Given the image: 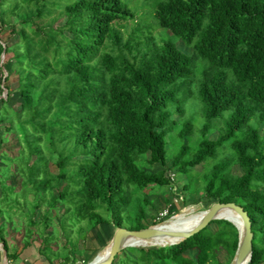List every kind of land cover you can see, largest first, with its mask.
I'll return each instance as SVG.
<instances>
[{
  "label": "trees",
  "instance_id": "1",
  "mask_svg": "<svg viewBox=\"0 0 264 264\" xmlns=\"http://www.w3.org/2000/svg\"><path fill=\"white\" fill-rule=\"evenodd\" d=\"M147 6L153 22L144 29H159L158 40L124 37L134 13L122 0H0V34H8L0 39V72L7 73L3 88L0 80V95L7 91L0 99V215L27 207L35 226L46 204L39 235L60 210L64 232L80 223L138 231L147 228L152 204L146 189L170 186L174 170L186 178L180 204L187 193H202L211 205L235 203L247 212L249 264H264V0ZM188 104L198 106L200 125L188 118ZM8 134L19 145L12 157L1 148ZM169 135L178 141L172 155ZM11 165L18 190L7 184ZM50 237L39 249L48 260L59 257ZM0 240L9 259L2 229ZM238 240L233 224L214 220L172 246L126 248L113 264H217L222 250L233 260Z\"/></svg>",
  "mask_w": 264,
  "mask_h": 264
},
{
  "label": "rangeland",
  "instance_id": "2",
  "mask_svg": "<svg viewBox=\"0 0 264 264\" xmlns=\"http://www.w3.org/2000/svg\"><path fill=\"white\" fill-rule=\"evenodd\" d=\"M122 2L125 3V5L128 6V8L132 9L134 13V19L131 21H127L125 24L126 28L124 29V37L127 38L128 36L135 34V36H137L136 39L141 41L145 39L149 33V35L153 36L156 40H158L161 34L159 29L151 28L149 29V31L144 29L145 26H148L149 24L151 25L153 22L152 16L150 15V8L149 6H147L149 4V0H122ZM148 15L150 16L147 17ZM138 30H143L141 31L142 32L141 35H139V33L137 32ZM7 38H8L7 32H3L0 34L1 40H5ZM9 39H10V36H9ZM176 45L178 49L182 51L183 53L187 55L192 54L191 49L187 48L181 42H177ZM2 73H3V70L0 72L1 81H2ZM7 84L11 88H14L16 85L15 77L10 76ZM199 107H200V104H199ZM187 116L188 118L192 119L195 125H200V123L202 122V115L200 113V110H198V106L196 104L194 105L188 104ZM174 118L176 119L177 117H174ZM260 133L262 134L261 129H260ZM0 134H1V130H0ZM5 137H6V140L3 142L1 148L3 149V151H6L9 154V156L12 157L14 156V154H16V151L19 149L18 142L12 135H9V134L3 135V138ZM210 138L215 139V134H212ZM167 148L169 151H171L170 155L174 154L177 151L178 141L175 136L169 135V137L167 138ZM167 162H168L167 163L168 167H170L171 159L168 158ZM50 169L52 172H56V168L53 163L50 164ZM10 170H11V173H9L8 175L7 184L16 186V190H18L19 178L15 176V174L12 173L15 170V165H11ZM194 170L197 172H200L203 170V167L201 165H198L194 168ZM168 172L175 173L174 170H169ZM233 173L240 174L238 167L236 166L233 167ZM173 183L176 186V188H178V192L183 197L184 193H182L181 188L186 183L185 176L176 174L175 180ZM172 189H173V186H168L163 189H154L153 191H151L150 189H146V192L148 193V198L152 201L151 206L147 208L146 218L143 221L144 224L147 225V227L158 225L164 222H171V221L183 219L191 215H194L196 213L206 211L211 206V204H209L205 199L201 197L202 193H199V194L187 193L184 198L186 203L173 204L172 200L174 199L176 193H173ZM32 198L33 197L31 195H28L27 200L31 201ZM1 208L3 207L1 206ZM189 209L191 210L187 214L186 212ZM47 210H48V206L46 204L42 205L40 209L36 211L35 217L33 218L34 222L38 223V225L29 226V223L31 222L27 220L28 218L27 216L28 208L27 207H25L24 210L22 208V211H17L15 213L13 211L9 212L6 208H3L2 213L0 215V229L3 230L4 240L6 242L14 240L12 242H15L16 244L19 241V238L21 237V235L27 236L29 234L28 232H31V235H33L34 232L35 234L39 235L38 233L43 230L42 226L39 224L40 223L39 220L41 219L43 215L47 214ZM51 214H52V218H51L52 221L50 223L54 225L53 230L55 229V232H52V237H56V240L58 239L55 245L59 247L57 249L61 250L63 249L64 235L61 233L62 231L61 225H58V224H59V220H60V216L62 212L60 210L59 212H52ZM161 214L162 215L166 214V216L163 217L161 216ZM181 214L183 215L179 216ZM81 224L82 223H80V225ZM82 226L85 227V223H83ZM102 228H104L105 231L110 232V234H114V231H115L114 228H106V227H102ZM210 228L212 230L216 229L214 225H211ZM73 230L76 231L77 229L73 228ZM72 234L73 233H71L70 235L71 240L78 238V235L76 232L75 234L73 235ZM0 243H1V240H0ZM76 244H80L81 248L83 247L81 240H76ZM101 249L102 248H100L99 250H96V252H94L91 255V257L88 256L89 259L86 263H83L82 261V259H87V256L84 253L81 254L80 252H76V251H73L71 253V251H67L66 249V251H63L62 256L64 257L66 255H69V256L71 255L72 260L74 261L75 264H87L88 262H90L96 257L97 253ZM194 254H195V251H189L187 253V256L189 258H194ZM216 260H217V264H231L232 263L231 257L223 250L217 253ZM60 263H61V260L60 262L59 261L56 262V264H60Z\"/></svg>",
  "mask_w": 264,
  "mask_h": 264
},
{
  "label": "water",
  "instance_id": "3",
  "mask_svg": "<svg viewBox=\"0 0 264 264\" xmlns=\"http://www.w3.org/2000/svg\"><path fill=\"white\" fill-rule=\"evenodd\" d=\"M4 55H1L0 66L3 63ZM3 79L1 87L3 88L5 78L7 76L6 71L3 69ZM7 95V91L4 89L3 93L0 95V99H5ZM227 208L236 213V215L240 218V228L238 225L229 221L227 219H222L217 217V213L220 209ZM214 220H225L235 226L238 231V246L235 252V256L232 260L231 264H249L251 260V253H252V240L253 234L251 229V221L244 209L236 205L235 203H213L204 213L201 220L189 231H164L156 227L157 225L147 227L145 229H141L138 231L129 230L125 227L117 228L114 231L112 239L109 243V251L107 256L99 260L98 256H96L93 260L88 262L87 264H113V260L115 256L119 255L122 250L126 248H139L138 246L127 244V241L132 239L136 241H144L150 240L153 238H160V237H172L174 242H172L169 246L178 244L191 236L197 234L199 231L204 229L207 225H209ZM149 247H157V246H149ZM158 247H165L158 246ZM2 254L6 259V252L3 249L2 244Z\"/></svg>",
  "mask_w": 264,
  "mask_h": 264
},
{
  "label": "crops",
  "instance_id": "4",
  "mask_svg": "<svg viewBox=\"0 0 264 264\" xmlns=\"http://www.w3.org/2000/svg\"><path fill=\"white\" fill-rule=\"evenodd\" d=\"M191 209H189L186 213L188 214ZM185 214V213H183ZM183 214L179 215L182 216ZM59 225V224H58ZM83 223L80 225H74L71 229H67L66 232L63 230L61 233L64 235V243H63V249H57L55 245L56 237H52V232H55L54 225L50 223L49 227L46 229L44 234L37 235H27V236H22L19 238V241L15 244V242L8 241V254H9V259L12 261L13 264H56L57 261L63 264V259L67 256H62L63 251H73L80 252L81 254L84 253L87 256V259H82L83 263H86L88 261V256L91 257V255L96 252V250H99L100 248H104L106 245H108L112 239L113 234H110V232L105 231L104 228H90V229H85V227L82 226ZM73 228H76L77 230L74 231ZM80 228L85 229L86 231V238L85 241L81 239L82 232H79ZM75 232L78 235V238L71 240L70 235L71 233L75 234ZM68 233H70L68 235ZM51 234L50 239H53L49 243L50 250L53 252H57L58 258L53 257L51 260H48L44 255L39 253V249L41 246L42 238L48 237ZM72 234V235H73ZM8 240V239H7ZM76 240H81L82 242V248L80 244H76ZM11 242V243H10ZM14 243V244H13ZM76 244V245H74ZM75 246V247H73ZM65 248V249H64ZM69 262L67 264H75L74 261L72 260V256H69ZM1 254H0V259H1Z\"/></svg>",
  "mask_w": 264,
  "mask_h": 264
},
{
  "label": "bare ground",
  "instance_id": "5",
  "mask_svg": "<svg viewBox=\"0 0 264 264\" xmlns=\"http://www.w3.org/2000/svg\"><path fill=\"white\" fill-rule=\"evenodd\" d=\"M205 211L196 213L194 215H191L189 217L179 219L176 221L171 222H164L161 224H158L156 227H158L161 230L164 231H189L196 224L201 220L202 216L204 215ZM218 218L227 219L229 221H232L240 228V218L236 215V213L230 209L222 208L217 213ZM172 242H174V239L172 237H160V238H153L150 240H144V241H136V240H128L127 244L135 245L141 248L149 247V246H169ZM109 251V244L106 245L104 248H102L96 256H98L99 260L104 259L107 256V253Z\"/></svg>",
  "mask_w": 264,
  "mask_h": 264
},
{
  "label": "built area",
  "instance_id": "6",
  "mask_svg": "<svg viewBox=\"0 0 264 264\" xmlns=\"http://www.w3.org/2000/svg\"><path fill=\"white\" fill-rule=\"evenodd\" d=\"M168 178H169V182H170V186H173L172 192L176 193L174 199L172 200L173 204H178L181 203L183 201V197L181 196V194L178 192V188H176V186L174 185V180H175V174L172 172H169L168 174ZM161 216L165 217V215ZM0 254H1V259H0V264H13L12 261L10 259L4 258L3 254H2V243H0Z\"/></svg>",
  "mask_w": 264,
  "mask_h": 264
}]
</instances>
